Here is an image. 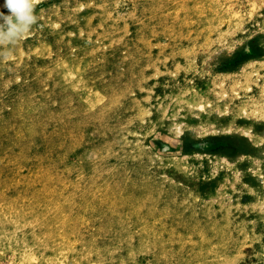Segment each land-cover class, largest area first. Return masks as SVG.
Listing matches in <instances>:
<instances>
[{
    "label": "rangeland",
    "instance_id": "obj_1",
    "mask_svg": "<svg viewBox=\"0 0 264 264\" xmlns=\"http://www.w3.org/2000/svg\"><path fill=\"white\" fill-rule=\"evenodd\" d=\"M34 13L0 47V264H264V0Z\"/></svg>",
    "mask_w": 264,
    "mask_h": 264
},
{
    "label": "clouds",
    "instance_id": "obj_2",
    "mask_svg": "<svg viewBox=\"0 0 264 264\" xmlns=\"http://www.w3.org/2000/svg\"><path fill=\"white\" fill-rule=\"evenodd\" d=\"M36 0H3L0 6V47L15 45L37 23ZM3 55H7L6 52Z\"/></svg>",
    "mask_w": 264,
    "mask_h": 264
}]
</instances>
